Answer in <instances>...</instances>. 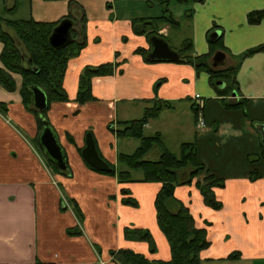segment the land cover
Wrapping results in <instances>:
<instances>
[{
    "label": "crops",
    "instance_id": "obj_1",
    "mask_svg": "<svg viewBox=\"0 0 264 264\" xmlns=\"http://www.w3.org/2000/svg\"><path fill=\"white\" fill-rule=\"evenodd\" d=\"M76 2L86 12L87 45L79 57L69 62L64 86L70 102L52 104L47 114L65 154V172L71 171L70 178L59 173L53 177L32 144V141H39V126L36 116L22 103L21 76L14 75L18 89L13 93L0 86V103L8 106L7 116L0 114V264H116L109 255L114 249L131 250L151 261L171 260V248L158 226L154 205L161 184L134 182L120 185L115 177L90 169L81 153L86 148V135L91 132L102 159L116 169L125 170L119 164V156L131 154L132 149L135 151L139 141L119 138L109 126L117 130L121 122L142 118L145 109L155 101L167 102L169 107L146 125L145 135L160 133L165 148L173 152L166 144L164 127L168 125L162 121L163 117L177 112L186 116L187 121L178 122L171 129L192 133V139L198 141L199 157L206 170L226 180L224 189H215L218 200L224 204L222 212H228L229 205L235 202L242 203L244 209L264 208V180L254 181L247 174L253 167L247 156L263 152L259 128L264 126V53L241 59L246 51L264 45V20L258 25H250L247 20L249 13L264 10V0H204L194 4L191 17L187 18L192 22L196 56L209 52V38L215 32L219 37L223 36L229 53L226 54V68L237 67L240 86V93L226 97V101L238 105L246 101L243 106L234 108L224 106L222 97L212 90L207 74L198 76L190 66L179 67L183 69L182 79L189 89L171 87L168 74L157 72V65L145 63L135 53L138 48H147V39L134 34L130 18L120 15L118 10H109L108 5L113 4V0ZM0 11L3 19L56 23L68 16L70 6L67 1L1 0ZM18 12L21 18L16 16ZM166 32L169 33L164 28L160 33L166 37ZM2 51L0 43V56ZM117 52L120 53L118 59ZM124 59L127 63L122 67L123 75L93 80L97 101L83 106L75 102L79 78L86 66ZM162 66L178 68L167 62ZM157 82L160 84L156 91ZM188 95L193 99L201 95L214 100L205 104L204 127H198L192 108L194 103L185 101ZM234 98L235 102H231ZM217 99L220 102L215 101ZM215 125H218L217 132ZM229 146L231 154L227 158ZM39 148L46 154L40 145ZM208 149L214 156L218 151L220 153V165L225 169H218L217 174L206 156ZM161 155L160 148L154 147L145 159L155 162ZM206 175L204 171L191 185L178 187L175 192L176 198L190 209L196 226L207 228L211 247L201 253L202 264L225 259L233 251L226 248L224 242H219L214 231L206 225L212 223L214 210L205 206L196 187ZM134 178L140 179L141 175ZM122 188L131 191L139 207L131 208L121 203ZM63 197L76 201L83 212L84 235L81 237L67 234L68 229L78 225V220L71 210H61ZM131 227L149 231L156 243L155 253H151L147 242L124 238V229ZM97 246L101 247L100 253ZM250 251L255 256L239 251V260L256 258V250L250 248Z\"/></svg>",
    "mask_w": 264,
    "mask_h": 264
},
{
    "label": "trees",
    "instance_id": "obj_2",
    "mask_svg": "<svg viewBox=\"0 0 264 264\" xmlns=\"http://www.w3.org/2000/svg\"><path fill=\"white\" fill-rule=\"evenodd\" d=\"M6 1V0H4ZM46 2L67 1L70 6L68 16L63 19L70 18L80 23L83 30V37L78 42L67 46L64 49L55 50L49 44V37L53 29L63 20L56 23L38 22L33 19L26 20H8L0 17V43L3 45V51L0 56L2 66L0 67V86L7 92L17 91V83L14 75H20L22 78L20 95L22 103L26 110L36 116L38 122L39 133L43 129V119H47V114L54 103L70 102L69 95L64 86L69 62L80 56L83 49L87 45L86 24L87 17L83 6L79 5L75 0H44ZM149 1L147 0L148 4ZM157 3L156 9L159 7L161 13L153 17H139L140 19L132 20V27L135 35L144 36L148 42L153 36L165 37L160 34L162 25H167L171 29L181 27L180 22L171 12L170 7L173 2L176 4L185 3L188 5L191 1L202 3L204 0H153ZM151 6V4H149ZM186 18L191 17V9L184 12ZM248 24L258 25L264 20V10L253 11L248 14ZM211 32V31H210ZM213 32V31H212ZM75 37V36H74ZM124 42L127 40L124 38ZM166 40V39H165ZM167 41V40H166ZM169 42V41H168ZM170 43V42H169ZM209 52L207 54L196 56L194 45L191 39L183 41L178 50L180 60L178 63L193 66L199 75L204 71L209 75V83L217 90L218 96L222 97L221 102L227 108L241 107L242 104H230L226 101V97L233 93H240V86L237 80V67L230 66L223 69L212 68L211 61L216 52L222 51L228 53V49L224 45L223 36L216 40H209ZM172 49H174L172 47ZM150 48H138L135 53L144 57H148ZM264 53V45L255 49L246 51L241 55L244 60L255 54ZM120 57V53H116V59ZM155 62L146 59V62ZM127 63L124 59L120 62L105 63L97 66H86L79 78V87L75 102L83 106L89 102L97 101L93 93V80L96 78H108L116 74L123 75V66ZM222 82L223 88L219 89L217 84ZM160 84V83H159ZM159 84L155 86L157 91ZM41 89L47 98V108L40 113L35 110L32 104V89ZM167 102L155 101L150 108H146L142 118L127 122H121L117 130L112 125L109 126L119 138H130L139 141L138 148L132 154H120L119 164L125 167V170L112 167L110 173H102L91 167L90 169L103 175L112 176L117 179L118 184L125 185L129 183H157L161 184V189L155 198V208L157 214V222L160 230L166 237L171 248L170 261H151L142 254L135 253L127 249L111 251L110 256L116 264H202L201 253L211 247V241L208 238L207 228H198L196 221L191 214L190 209L178 200L175 196L176 189L181 186L191 185L204 171L207 173L203 182L196 183L203 202L206 207L218 212L224 208L221 201L215 193V189H224L226 187L225 179L218 178L206 170L201 162L198 153V141L185 142L181 145L180 157L174 155L167 150L162 141V135L157 133L154 136H146L144 133L146 125L151 121L160 117L164 108H168ZM195 121L198 122V110L195 105L192 106ZM0 114L4 117L8 114L7 104L0 103ZM245 114V113H244ZM247 115V114H246ZM53 129V128H52ZM214 131H218V125L214 127ZM91 133V132H89ZM71 141H73L70 138ZM39 146V141H36ZM263 152L261 159H264V145H261ZM159 147L162 155L158 161L148 162L146 156L154 148ZM82 153V151H81ZM42 154V153H41ZM258 160L260 159L257 154ZM43 158V157H42ZM46 166L50 167L54 173L62 174L65 177H71V171H61L56 164L45 156ZM261 161H259L260 163ZM253 160L249 164H253ZM135 175H141L140 179H135ZM249 176L256 181L263 178L264 173L260 168L250 170ZM61 189V188H60ZM63 192V189H61ZM121 203L125 206L137 208L138 201L132 197L129 189L122 188ZM114 200L115 197H112ZM68 203L78 220V225L67 230L69 236H82L84 215L76 201L68 199ZM63 212L68 210L62 200ZM210 227L211 223H206ZM130 228L124 229V236L127 240H139L147 242L150 246L151 253L156 252V243L151 234L147 230ZM139 235L138 238H131L130 235ZM98 251V248H96ZM101 251H99L100 253ZM241 253L235 251L231 253L226 260L240 259Z\"/></svg>",
    "mask_w": 264,
    "mask_h": 264
},
{
    "label": "rangeland",
    "instance_id": "obj_3",
    "mask_svg": "<svg viewBox=\"0 0 264 264\" xmlns=\"http://www.w3.org/2000/svg\"><path fill=\"white\" fill-rule=\"evenodd\" d=\"M75 1H77V0H75ZM176 3L177 2H173L170 9H171V12L174 14L175 18L181 23V28L171 29L167 25L161 26L162 30L164 28H167L169 33L166 32L167 36L165 37V39L167 40V42L168 41L170 42V43L168 42V44L170 45L171 48L173 47L174 50L175 49L178 50V48L181 46L183 41H185L187 39H191L192 41H194L193 40L194 34H192V24H191L192 22L188 21V19L185 17L184 12L186 10L193 8V6H195L194 5L195 2L191 1L188 5H186L185 3H182L181 5L176 4ZM149 4H151V6ZM149 4H148L147 0H113V4H109L108 8H109V10H113V11L118 10L120 15H124L127 18H130L131 20L140 19L139 17H149V16L153 17V16H156L159 13H161V9L159 7L156 9V5H157L156 2L151 0V1H149ZM114 14H115V12H114ZM16 16L18 18H21V13L18 12V14ZM0 17H2L1 13H0ZM13 18H15V15L13 16ZM13 20H19V19H13ZM210 36H211V33H210L209 37ZM96 40H98V38ZM209 40H212V38L210 37ZM145 45H147V48H148V45L151 46V44H150V42H148V40L146 41ZM193 45H194V42H193ZM142 49H144V48L142 47ZM137 55L141 56L145 60V63H147L149 65H157L155 68L157 72H159L161 74H168L170 80H172L171 87L179 88L180 86H182V88H184L186 90L189 89L187 86V83L185 84V79H182V70L183 69L179 68L180 65H186V64H180L178 62H167L168 64L175 65L178 68H165L162 65H164V63H166V62H148V61L146 62V59L149 60L148 57L146 58L140 54H137ZM186 66H190V65H186ZM190 67H192L195 70V68L193 66H190ZM195 72H196V70H195ZM196 74H197V72H196ZM201 74H207V73L202 71V72H200L199 75L198 74L197 75L201 76ZM186 81H188V79H186ZM208 82H209V75H208ZM158 84H159V82L156 83V86ZM217 87L219 89L222 88L220 83L217 84ZM212 90L214 92L216 91V93H217V90L214 87H212ZM200 97L202 98L201 102L205 103V104L207 102L214 101L212 99H209L211 97H208V99L203 98L201 95H200ZM194 99H195V97H194ZM194 99H193V96L188 95L185 98V101H187V103H191L193 101V103H194L195 102ZM215 101L220 102V99H217ZM178 111H179V109H178ZM168 113H171V112H168ZM177 115H178V118L175 117ZM162 121H164L165 125H168V126L164 127L165 132H166V144L168 145V147L171 150H173V152H175L174 155L180 157V154H181L180 143H182V142H194L195 140H194V138L192 139V137H193L192 133H188V132L187 133H184V132L178 133L177 130L172 131L171 127H172V125H174L178 122L184 123L185 121H187V117L182 115V114H179V112H177V113L165 114ZM132 141H135V140H132ZM32 144L35 147H37L36 149L41 154L42 150H40L39 146H37L36 141H32ZM179 147H180V150H178ZM227 151H228L227 158H229V156L231 154V147L230 146L227 147ZM130 152L133 153L134 149H132ZM170 152H172V151H170ZM41 155H42L43 159L46 161L47 159H45V156H47V155L43 154V153ZM206 156H207L209 162L216 168V174L218 173V169L219 170L225 169L224 166L220 165V153H219V151L214 156L210 152V150L208 149ZM259 157H260V159L258 160L257 154L248 155L247 160L249 162L251 160H253V162H254L253 164H256V167H252L251 170H253V168H260L262 170V173H264V159H261L260 154H259ZM259 161H261V162L259 163ZM48 169L50 170V173L53 177L58 175V174L54 173L50 167H48ZM249 172L250 171H248V173H247L248 175H249ZM68 178H70V177H68ZM263 180H264V176H263ZM225 183H226V181H225ZM60 188L62 189L63 187L60 185ZM64 193H65V191H64ZM65 195H66V193H65ZM67 197H65V198L68 202L69 198H67ZM243 206L244 205L242 203L238 204L235 202V203H231L229 205L228 212H222L223 209L219 212H215V211L211 210L213 221H212V223L210 222L212 224L210 226V228L214 231L213 233H215L214 237H218L219 242H221V241L224 242L226 248L233 249L232 252L242 251V252H246L247 256L248 255L249 256H255L250 251V248H252V249L256 250V253H257L256 258H254L252 260H246V261H241L239 259L226 260V258H225V259H221V260L211 261L208 263L203 262V264H264V208L254 209L253 207H251L249 209H244ZM128 207H130V206H128ZM131 208H134V207H131ZM68 210H70V209L68 208ZM71 211L73 212V210H71ZM130 229L133 231L132 233L136 232V230H135L136 228L131 227ZM130 236L133 239L139 237V235H135V234H132ZM129 241L142 242L139 240H129ZM96 248H98V252L101 251L100 246H97ZM118 250L119 249H114L112 251H118ZM110 252H109V255H110ZM258 255L260 257H258ZM114 263H116V262L114 261Z\"/></svg>",
    "mask_w": 264,
    "mask_h": 264
},
{
    "label": "water",
    "instance_id": "obj_4",
    "mask_svg": "<svg viewBox=\"0 0 264 264\" xmlns=\"http://www.w3.org/2000/svg\"><path fill=\"white\" fill-rule=\"evenodd\" d=\"M75 36V37H74ZM219 33L215 32L212 35V40H216ZM83 37V30L80 23L76 20L66 18L63 19L52 31L49 37V44L55 50L64 49L71 44L78 42ZM151 51L149 53V60L155 62H178L180 60L179 54L170 47L168 42L159 37L153 36L150 39ZM227 56L224 52L218 51L212 58V68L223 69L227 66ZM224 87L222 82H219ZM32 104L35 110L42 113L47 108V98L45 93L38 88L32 89ZM236 96V92L233 93ZM235 98L231 102H235ZM43 129L40 133L39 142L40 147L44 150L46 155L56 164L61 170H66L65 154L60 145L58 136L50 126L47 119H43ZM262 136V143L264 145V126L259 128ZM84 160L94 169L102 173H110L112 167L99 155L96 142L92 133L86 135V148L82 151Z\"/></svg>",
    "mask_w": 264,
    "mask_h": 264
},
{
    "label": "built area",
    "instance_id": "obj_5",
    "mask_svg": "<svg viewBox=\"0 0 264 264\" xmlns=\"http://www.w3.org/2000/svg\"><path fill=\"white\" fill-rule=\"evenodd\" d=\"M201 97L200 95H197L195 96V99H194V105L196 107V109L198 110V122H197V125L198 127H204L205 126V119H204V107H205V103H202L201 102ZM63 201H64V205L65 207L69 208L70 210L71 209V205L67 202L66 198H63ZM102 264H105L104 262H102Z\"/></svg>",
    "mask_w": 264,
    "mask_h": 264
},
{
    "label": "flooded vegetation",
    "instance_id": "obj_6",
    "mask_svg": "<svg viewBox=\"0 0 264 264\" xmlns=\"http://www.w3.org/2000/svg\"><path fill=\"white\" fill-rule=\"evenodd\" d=\"M63 198H65V197H63ZM61 204H62V202H61ZM72 209V208H71Z\"/></svg>",
    "mask_w": 264,
    "mask_h": 264
}]
</instances>
